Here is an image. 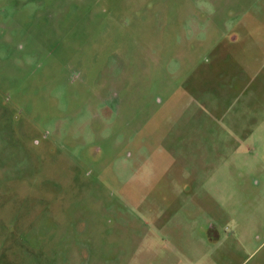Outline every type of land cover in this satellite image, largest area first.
Here are the masks:
<instances>
[{
    "label": "rangeland",
    "instance_id": "obj_1",
    "mask_svg": "<svg viewBox=\"0 0 264 264\" xmlns=\"http://www.w3.org/2000/svg\"><path fill=\"white\" fill-rule=\"evenodd\" d=\"M0 264H264V0H0Z\"/></svg>",
    "mask_w": 264,
    "mask_h": 264
}]
</instances>
